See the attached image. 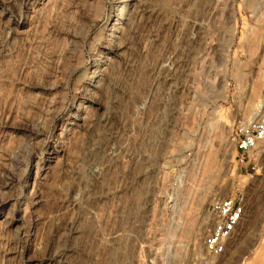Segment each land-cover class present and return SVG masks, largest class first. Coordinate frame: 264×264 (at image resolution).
<instances>
[{"label":"rangeland","instance_id":"374dc122","mask_svg":"<svg viewBox=\"0 0 264 264\" xmlns=\"http://www.w3.org/2000/svg\"><path fill=\"white\" fill-rule=\"evenodd\" d=\"M60 1L0 0V264H54L70 255V264H196L201 238L193 250L190 227L203 224L211 197L237 191L245 213L214 264H264V143L255 151L257 169H249L232 139L235 124L264 105V0H160L168 15L151 25L161 31L154 29L149 52L138 49L144 57L133 68L114 66L105 118L92 125L100 144L124 149L103 174L102 218L67 199L83 190L70 166L78 161L85 174L90 157L89 134L71 123L93 113L81 97L98 51L89 47L116 10L111 0L99 8L94 0ZM200 16L199 32L190 25ZM178 76L182 90L166 94ZM208 85L212 112L201 103ZM165 99L177 109L164 111ZM77 226L87 230L80 237ZM83 236V251H68Z\"/></svg>","mask_w":264,"mask_h":264},{"label":"bare ground","instance_id":"6f19581e","mask_svg":"<svg viewBox=\"0 0 264 264\" xmlns=\"http://www.w3.org/2000/svg\"><path fill=\"white\" fill-rule=\"evenodd\" d=\"M35 0H33L34 2ZM38 1V0H36ZM60 1V0H59ZM95 1V7L96 8H99V7H102V0H94ZM176 1V0H175ZM210 1V0H209ZM214 1V0H213ZM217 1V0H216ZM215 1V2H216ZM32 2V3H33ZM40 2V1H39ZM48 2V1H47ZM60 2H65V1H60ZM111 7L110 8H115L116 12L113 14V17H112V13H108L107 14V19H112L110 21V25L107 27V28H104V29H107L106 31L101 30L99 29L97 31V34L94 35V40H91V44H90V51L94 52L96 51V49H98V51L95 52V54H97V57L95 56V58H93V66L95 67V69L93 71H91V74L88 76V79L91 82V87L90 88H84V93L82 94V98L91 103L92 104V115H90L89 117L85 118V117H82L81 115L78 116V115H74L75 116V121L71 124H74L76 127H78L79 130L82 129L85 130L87 132V134H89V141H88V148L89 149V158L86 159V163L87 164V173L85 174H80V167H79V163L77 160V162L73 163L71 167L72 169V172L71 174H75L74 176L78 177L76 178L77 179V186L81 185V187H83L82 189V195L80 197H76L74 195L68 197L67 196V199H69L71 202L70 204H74L76 206H78L79 209H81V212H83L84 214H89V213H92V214H89V215H96L98 217H101L102 216V210H101V205L104 204V202H101V198L103 199L105 193H106V186H102L101 183L103 182L102 180H104V173H105V170H107L109 167L110 169L113 167V166H110L112 165V163H114L115 161H118L117 158L119 155H122L120 154L121 152L124 151L123 149V145L120 143H118L117 146H115L114 144H112L111 146H107L108 144H100L98 142L97 139H95L94 135H95V125L92 126L93 124H95L94 122L96 121H101V119L103 120V118H101V113H102V109L104 107V98L106 95H108V93L112 92L114 90V87H115V82L114 80L111 81V75L114 74L113 73V68L115 69L114 66H117L118 64H122L124 63L125 66L128 67H132L133 64H135L136 60L138 59V55L142 52L140 51L139 53H137L139 50L138 49H141L143 50L144 52H149L150 51V45L153 39V36L156 35L155 34V30L154 29H157V28H154L153 29V26L151 25L152 24V20L156 19L155 17L158 15L157 17L159 19H157V21H159V25H160V21L161 19L163 18L162 14L164 13V10L163 9H166L165 7L163 8L162 5H161V1L160 0H111ZM166 2V1H165ZM171 2V1H170ZM179 2V1H177ZM218 2V1H217ZM43 3V2H42ZM66 3V2H65ZM168 3V2H167ZM164 4V3H163ZM179 4V3H178ZM192 4V3H191ZM215 4V3H214ZM181 5V3H180ZM190 5V4H189ZM209 6V4H207ZM216 5V4H215ZM214 6V5H213ZM219 6V5H218ZM212 7V5H211ZM31 8V7H30ZM215 8V7H214ZM168 9V8H167ZM203 9V8H202ZM206 9H208L206 7ZM205 9V10H206ZM169 10V9H168ZM184 10V9H183ZM204 10V9H203ZM213 10V8H211L210 10V6H209V9L206 10L205 12L209 14H211V11ZM163 11V12H162ZM194 11V10H193ZM202 11V10H201ZM220 11V10H219ZM101 12L103 13V11H101V9H99L95 16L96 18L99 17L101 14ZM179 12V11H178ZM216 12V11H215ZM202 13H204L202 11ZM105 14V13H104ZM165 14V13H164ZM201 14V13H200ZM165 15H168V14H165ZM176 15V14H175ZM199 15V14H198ZM161 16V17H159ZM192 16V15H191ZM197 16V15H196ZM209 16V15H208ZM207 16V17H208ZM165 17V16H164ZM216 17V16H215ZM209 18V17H208ZM211 18V17H210ZM180 19V18H179ZM194 20L192 21L191 25L190 26H193L194 28L197 29V31H201V28L204 29V20H202L201 16L200 17H195L193 18ZM205 19V18H204ZM166 20V19H165ZM192 20V19H191ZM206 20V19H205ZM210 20V19H209ZM208 20V21H209ZM171 21V20H170ZM161 22H164V21H161ZM158 24V22H156ZM165 23V22H164ZM162 24V23H161ZM155 25V24H154ZM213 25V24H212ZM163 26V25H162ZM168 26V25H167ZM206 26V24H205ZM209 26V25H208ZM103 28V26H102ZM145 28V29H143ZM196 29L194 31H196ZM141 30H144L142 33ZM158 30V29H157ZM166 30V29H165ZM178 30V29H177ZM158 31H161V30H158ZM192 31V30H191ZM196 31V32H197ZM192 33V32H191ZM185 34V33H184ZM199 34V33H197ZM157 36V35H156ZM202 36V35H201ZM155 37V36H154ZM157 38V37H156ZM186 38V37H185ZM201 38V37H199ZM155 39V38H154ZM159 39V38H158ZM184 39V38H183ZM198 39V38H197ZM205 39V38H204ZM156 40V39H155ZM189 41V40H188ZM199 41V40H198ZM197 41V43H198ZM153 42V41H152ZM177 42V41H176ZM175 42V43H176ZM183 42V41H182ZM204 43V42H203ZM159 45V44H158ZM157 45V46H158ZM185 45V44H184ZM192 45V44H191ZM167 46V45H166ZM204 46V45H203ZM140 47V48H139ZM168 47V46H167ZM189 47V46H188ZM200 47V46H198ZM161 48V47H160ZM173 49V48H172ZM191 50V49H190ZM178 51V50H177ZM189 52V51H188ZM107 53H110L111 56L107 55ZM184 53V52H183ZM191 53V52H190ZM144 55V53H142ZM140 54V55H142ZM146 54V53H145ZM166 54V53H164ZM188 54V53H187ZM185 53L184 56L187 55ZM200 54V53H199ZM142 55V56H143ZM168 55V54H167ZM167 55H163L161 54V56H159V58H163V57H167ZM146 56V55H145ZM171 56V55H170ZM169 56V57H170ZM176 56V55H175ZM144 57V56H143ZM173 57V56H172ZM179 58H181L180 56H177ZM190 57V56H189ZM142 58V57H141ZM164 58V59H166ZM178 58V59H179ZM185 58V57H184ZM187 58V57H186ZM170 59V58H169ZM176 59V58H175ZM149 60V59H148ZM168 60V59H167ZM150 61V60H149ZM142 62V61H141ZM178 62H180L178 60ZM183 62V60H182ZM157 63V62H156ZM186 63V62H185ZM196 63V62H195ZM139 64L138 63V67H139ZM142 64V63H141ZM123 65V64H122ZM136 65V67H137ZM113 66V67H112ZM189 66V65H188ZM124 67V66H123ZM134 67V66H133ZM132 67V68H133ZM135 67V68H136ZM146 67V66H145ZM144 67V69H145ZM134 68V69H135ZM140 68V67H139ZM147 68V67H146ZM159 68V67H158ZM126 69V68H125ZM181 69V68H180ZM127 70V69H126ZM133 70V69H132ZM178 70V69H177ZM138 71V70H137ZM150 71V70H149ZM155 71V70H154ZM125 72V71H124ZM132 73V72H131ZM117 74V73H116ZM115 74V75H116ZM135 74V72H134ZM180 75V74H179ZM187 75V74H186ZM117 76V75H116ZM120 76V75H119ZM131 76V74H130ZM133 76V75H132ZM115 77V76H114ZM112 76V78H114ZM134 77V76H133ZM115 79V78H114ZM127 79V78H126ZM116 81V80H115ZM127 84V83H126ZM129 84V83H128ZM134 85V84H133ZM136 86V85H135ZM120 87V85H119ZM134 87V86H133ZM132 87V88H133ZM80 88V87H79ZM116 88V87H115ZM128 88H129V85H128ZM127 88V89H128ZM131 88V89H132ZM137 89V88H136ZM118 91V90H117ZM133 91V89H132ZM114 92V91H113ZM116 92V91H115ZM129 93V91H127ZM132 94V93H131ZM131 94H128V96ZM134 94V93H133ZM112 95V94H111ZM116 97V95H114ZM112 96V97H114ZM106 97H110L109 96H106ZM114 97V98H115ZM137 97V96H136ZM118 98V97H117ZM108 99V98H107ZM129 99V98H128ZM132 100V99H131ZM113 101V104H115L116 102V99L112 100ZM134 101V100H133ZM107 102V101H106ZM134 103V102H133ZM109 104V103H108ZM117 104V103H116ZM120 104V103H119ZM136 104V103H135ZM137 105V104H136ZM132 107V106H131ZM136 107V106H135ZM107 110V109H106ZM137 111V110H136ZM165 111V110H164ZM168 111V110H167ZM120 112V111H119ZM117 114V112H116ZM129 114V113H128ZM138 114V113H137ZM165 115V114H163ZM167 115V114H166ZM133 116V115H132ZM135 118V117H134ZM154 118V117H153ZM127 119V118H126ZM131 119V118H129ZM128 119V120H129ZM108 120V119H107ZM115 120V119H114ZM105 121V120H104ZM110 122V120H109ZM128 122V121H127ZM135 122V121H134ZM104 122H100V124H102ZM97 124V123H96ZM99 125V124H98ZM111 125V124H110ZM121 126V125H120ZM111 127V126H110ZM102 128V127H101ZM153 127H151L152 129ZM229 128V127H228ZM118 129V128H116ZM156 129V127H155ZM103 130V129H102ZM77 131V130H76ZM97 131V130H96ZM100 132V131H99ZM98 132V133H99ZM113 132V131H112ZM129 132V131H128ZM161 130L159 131V134H158V137L160 140H162V135H160L161 133ZM80 133V132H79ZM83 133V132H82ZM110 133V132H109ZM115 133V132H114ZM113 133V134H114ZM81 134V133H80ZM112 134V133H111ZM110 134V135H111ZM129 134V133H128ZM229 134V133H228ZM78 135V134H77ZM82 135V134H81ZM97 135V134H96ZM109 135V134H108ZM116 133L114 135H112V140H115L116 139ZM123 135V134H122ZM84 136V135H83ZM76 137V135H75ZM78 137V136H77ZM109 137V136H108ZM119 137V136H118ZM123 138V137H122ZM106 139V138H105ZM109 139V138H108ZM118 139V138H117ZM87 141V140H86ZM120 141V140H119ZM81 142V141H80ZM102 142V141H101ZM115 142V141H114ZM159 142V141H158ZM161 142V141H160ZM112 143V142H111ZM125 143V142H124ZM130 143V141H129ZM114 145V146H113ZM127 146V145H126ZM126 148V147H125ZM123 149V151H122ZM64 151V150H63ZM84 154V153H82ZM99 154H102L105 156L107 155V161H103L101 159V156H99ZM121 157V156H120ZM125 157V156H124ZM134 157V156H133ZM121 159V158H120ZM126 159V158H125ZM81 163V162H80ZM119 163V162H118ZM151 163V162H150ZM116 164V163H115ZM150 165V164H148ZM115 166V165H114ZM124 166V165H123ZM151 166V165H150ZM85 172V171H84ZM114 172V171H113ZM120 172V171H119ZM82 173V172H81ZM112 174V173H111ZM69 175V174H68ZM113 176V175H112ZM72 177V175H71ZM75 179V180H76ZM110 179V176L109 178ZM107 180V179H106ZM105 180V181H106ZM47 181V180H46ZM115 181V180H114ZM107 183V182H105ZM103 184V183H102ZM76 185V184H75ZM107 185V184H106ZM110 186V185H109ZM108 186V187H109ZM67 187V186H66ZM75 187V186H74ZM80 187V188H81ZM79 188V189H80ZM112 188V186H111ZM70 189V188H69ZM111 190V189H110ZM80 192V193H81ZM109 192V191H108ZM210 191H208V194ZM111 193V192H109ZM108 194V193H106ZM114 194V193H113ZM207 194V195H208ZM206 195V196H207ZM106 196V195H105ZM108 196V195H107ZM113 196V195H112ZM205 196V197H206ZM205 197H202L203 198V201L204 202V198ZM211 197V196H210ZM210 197H206L205 199H208ZM110 198V197H109ZM106 198L104 197V200ZM107 200V199H106ZM210 200V199H209ZM102 203V204H101ZM205 203V202H204ZM203 204V203H202ZM104 207V206H103ZM102 207V208H103ZM27 209V204L26 206L22 209L23 211H26ZM105 209V208H103ZM77 211V210H76ZM22 212V211H21ZM106 212V211H105ZM108 212V211H107ZM23 213V212H22ZM62 214V213H61ZM86 215V216H89V215ZM104 214V213H103ZM84 216V215H83ZM90 216V217H91ZM95 216V217H96ZM74 217V216H73ZM82 218V217H81ZM97 218V217H96ZM102 218V217H101ZM83 219V218H82ZM86 219V218H85ZM88 219V218H87ZM86 219V220H87ZM99 219V218H98ZM95 220V219H94ZM106 220V219H105ZM81 221V220H80ZM100 222V220H98V223ZM102 223V221H101ZM65 225V224H64ZM142 225V224H141ZM201 223L200 221H197L196 223H194V225H192L190 227V234H188V236L190 237V241L191 244H193L192 248L194 247L193 250H198V246H200L199 244V240L198 238H200L199 234L201 232ZM94 227V226H93ZM92 225H91V228H93ZM91 228L89 230H91ZM83 228H81V226H77L74 230V233L79 235L82 234L85 230H81ZM98 229V228H97ZM96 229V230H97ZM88 230V231H89ZM96 230L95 229H92V234L90 235V232H89V236L91 237H95L97 235L96 233ZM111 230V229H110ZM87 231V230H86ZM85 231V232H86ZM98 231V230H97ZM119 231V230H118ZM118 231L116 232L117 233V236L119 235L118 234ZM123 231V230H122ZM73 233V231H72ZM111 233V232H110ZM116 233L114 236H116ZM120 233V232H119ZM84 234H88V233H84ZM109 234V233H108ZM112 234V233H111ZM114 234V233H113ZM77 235V236H78ZM101 235L102 233H100V236L99 238H101ZM82 236V235H81ZM84 236H87V235H84ZM83 236V237H84ZM97 236V238H98ZM113 236V238H114ZM116 236V237H117ZM75 237V236H74ZM80 237V235H79ZM91 237H88V239H90ZM115 237V238H116ZM98 238V239H99ZM87 239V238H86ZM85 237L84 238H81L79 243L76 245L74 244L75 246H72L71 248L68 249V251H80L82 252L83 249H84V246L86 244V240ZM92 239V238H91ZM96 239V237L94 238ZM109 239V238H108ZM97 240V239H96ZM89 241V240H88ZM91 241V240H90ZM99 241H101L99 239ZM73 242V241H72ZM95 242V241H94ZM90 244V242H88ZM87 243V245H88ZM44 246V245H43ZM89 247V245H88ZM192 250V249H191ZM192 250V251H193ZM196 250V251H197ZM89 251V250H87ZM94 251V250H93ZM199 251V250H198ZM79 252V253H80ZM73 253V252H72ZM75 253V252H74ZM78 253V254H79ZM86 253V251H85ZM76 254V253H75ZM195 254V252H194ZM71 256V255H70ZM70 256H65L64 258H58L56 260V263L54 264H70V259L68 257ZM79 257V256H78ZM83 257V256H82ZM71 258V257H70ZM74 258V257H73ZM81 258V257H79ZM95 258V257H94ZM83 259V258H81ZM79 260V259H78ZM75 261V264H79V262ZM77 262V263H76ZM81 262V261H80ZM85 262V260H84ZM190 262V261H189ZM89 263V261H88ZM81 264V263H80ZM82 264H84L82 262Z\"/></svg>","mask_w":264,"mask_h":264},{"label":"built area","instance_id":"2783aa9c","mask_svg":"<svg viewBox=\"0 0 264 264\" xmlns=\"http://www.w3.org/2000/svg\"><path fill=\"white\" fill-rule=\"evenodd\" d=\"M183 78L178 76L175 78L176 80L167 81L166 94L182 90ZM165 79L167 80L168 77ZM205 90L206 93L201 103L204 109L212 112L216 104L212 86L208 85ZM178 100L180 101V99ZM174 101L175 99L163 100L166 104V108L163 109L168 111L177 109ZM232 139L234 150L239 154V159L246 162L249 169H257L255 151L264 143V105H258L250 117L235 124ZM245 207V196L240 191L211 197L205 207V219L200 237L201 249L195 259L196 264H214L216 258L224 253L229 239L237 232L238 224L245 213Z\"/></svg>","mask_w":264,"mask_h":264}]
</instances>
